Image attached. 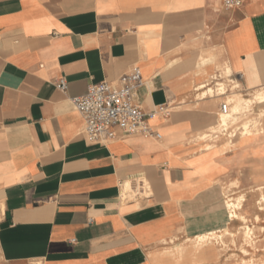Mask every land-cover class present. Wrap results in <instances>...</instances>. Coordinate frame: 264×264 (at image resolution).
Returning <instances> with one entry per match:
<instances>
[{
    "label": "crops",
    "instance_id": "1",
    "mask_svg": "<svg viewBox=\"0 0 264 264\" xmlns=\"http://www.w3.org/2000/svg\"><path fill=\"white\" fill-rule=\"evenodd\" d=\"M134 67L142 111L173 108L149 121L161 139L91 143L71 99ZM227 68L224 96L198 98ZM262 88L264 0H0V264L221 263L171 255L220 219L224 190L264 188V103L244 106L248 140L210 128L232 91ZM136 181L149 197L123 200Z\"/></svg>",
    "mask_w": 264,
    "mask_h": 264
},
{
    "label": "built area",
    "instance_id": "2",
    "mask_svg": "<svg viewBox=\"0 0 264 264\" xmlns=\"http://www.w3.org/2000/svg\"><path fill=\"white\" fill-rule=\"evenodd\" d=\"M219 1L226 9L239 8L243 2V0ZM141 80L139 68L134 67L128 73L120 76L116 82L90 85L83 96L71 99L73 109L84 120L83 133L91 143L104 144L113 140L116 137V130L126 136L142 135L156 140L161 139V135L152 129L149 121L157 117L168 118L173 108L162 104L152 112L144 113L134 101V93L140 86ZM56 88L60 92L67 90V83L63 77L56 82ZM224 94L216 93L214 96H224ZM230 106L229 99H225L220 104L218 129L216 127V131L213 133L215 137H225L231 144L237 136L247 135L252 130V126L250 124L240 126L233 122L222 128L221 118L229 116ZM247 113L248 110L241 115L244 116Z\"/></svg>",
    "mask_w": 264,
    "mask_h": 264
},
{
    "label": "bare ground",
    "instance_id": "3",
    "mask_svg": "<svg viewBox=\"0 0 264 264\" xmlns=\"http://www.w3.org/2000/svg\"><path fill=\"white\" fill-rule=\"evenodd\" d=\"M232 77V70L230 68H227L220 76V80H217L214 85L212 87H207L205 91L202 92V94L197 95L198 98H203L207 95L212 94L213 92L219 93V94H224L226 91V85L227 83L230 82ZM213 79H215V77H212ZM199 88H205V85H202ZM229 102L232 106H230V114L228 117H222V128L229 126V124L235 122L237 120L238 115H240L241 113H243L244 111H246V108L244 106L247 107H251L253 106V104H262L264 103V88L260 89V90H255L253 93H251L249 98H244L241 94L237 93L234 94L232 96V98H229ZM220 127V126H219ZM217 129H218V124H217ZM140 180V179H139ZM137 183V187L136 189L133 188V184L131 182H127L123 185L122 187V198L123 200H135V201H139L141 200L143 197L150 195V188L148 186V184L146 183V181H136ZM139 183V184H138ZM134 189V190H132ZM263 189V188H262ZM261 188H258V191L261 192L262 191ZM149 197V196H148ZM137 198V199H136ZM243 197L240 198H236L235 200L233 199H228L226 202H223L219 212H221V217L220 219H218L215 224L213 225L212 228L206 230L205 232L201 233L200 235H197L195 237V248H197L200 243H203L204 241L211 239L209 237L212 238H216L217 240L221 241V244H223L222 242V237L223 236H227L231 234L229 232H227L228 230V226L230 225L231 222L233 221H239L241 223H245L246 219L244 216L238 215V211L241 210V205L243 203ZM264 204V195H261L260 200L258 201L257 205H259V209H257V211H264V207L262 206ZM254 221L258 222L259 221V216L258 215H254ZM172 229V228H171ZM237 230H243L244 233V240L245 243L248 247L254 248V242H253V231L251 228L249 227H239ZM217 233H223L224 235H216ZM233 236V235H232ZM210 243V242H209ZM208 243V244H209ZM182 246H176L175 248H173V251L175 254H172V257H181V249ZM203 247V246H202ZM200 246V248H198V250H201L202 248ZM205 247V246H204ZM196 253V251H195ZM241 253L246 257L249 256L250 253L248 251H246L245 249L241 250ZM239 264H258L257 262H254L253 260L249 259L248 261H246L244 258L241 259Z\"/></svg>",
    "mask_w": 264,
    "mask_h": 264
},
{
    "label": "rangeland",
    "instance_id": "4",
    "mask_svg": "<svg viewBox=\"0 0 264 264\" xmlns=\"http://www.w3.org/2000/svg\"><path fill=\"white\" fill-rule=\"evenodd\" d=\"M216 79V78H215ZM212 82V83H211ZM209 86L212 87L216 81H211ZM232 95L229 97L230 99L234 94H237V92L232 91ZM216 92H213L211 95H215ZM230 103V102H229ZM232 106V105H231ZM246 110H250L252 113V109H248L245 107ZM249 114H247L248 116ZM251 117H255L254 114H252ZM260 118H264V113L260 114ZM243 119V115H239L237 117V120L235 121L236 123H239ZM218 121H215L211 126L213 127L216 125L217 127ZM215 131V130H214ZM255 132H248L247 135H244L241 137L243 140H248L250 139ZM139 184V183H138ZM133 187L136 189L137 183L135 182L133 184ZM258 188H263V187H258ZM257 190H250L247 194L244 192L236 193V190H229L226 192L225 190L223 191V197H222V202H226L228 199H233L235 200L236 198L243 197V203L241 205V210L238 211V215L244 216L246 219L245 223H241L239 221H233L230 223L228 226L227 232L231 234L227 236L222 237V242L221 244L220 240H217L216 238L209 237L211 239H208L204 241L203 243H200V245L195 248V237L197 235H200L201 233H198L197 235L193 237H186L184 239H179L176 244H182L181 246V257L184 256V251L188 248L192 251H199L198 248L200 246L202 247L201 250H204L206 248L212 247L215 248L216 250L220 251V256L222 255V261L219 264H225L224 261L226 260L227 264H239L241 259L244 258L246 261L249 259L253 260L254 262H257L258 264H264V211H257L259 209V205H257L258 201L260 200L261 195H264V188L262 189L261 192ZM132 200V199H131ZM129 201V199L127 200ZM264 207V204L262 205ZM254 215L259 216V221L255 222L254 221ZM249 227L253 231V242L255 243L254 248L248 247L245 243L244 240V231L243 230H237L239 227ZM216 235H224L223 233H217ZM233 235V236H232ZM210 242V243H209ZM209 243V244H208ZM179 245H175L174 248ZM205 246V247H204ZM245 249L250 253L249 256H244L241 253V250ZM175 254V253H173Z\"/></svg>",
    "mask_w": 264,
    "mask_h": 264
}]
</instances>
